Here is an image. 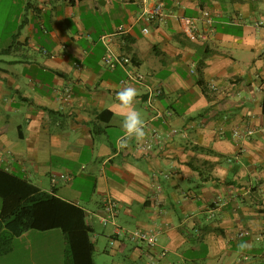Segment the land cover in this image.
I'll return each instance as SVG.
<instances>
[{"label": "crops", "instance_id": "1", "mask_svg": "<svg viewBox=\"0 0 264 264\" xmlns=\"http://www.w3.org/2000/svg\"><path fill=\"white\" fill-rule=\"evenodd\" d=\"M108 48L128 62L106 65ZM127 86L146 136L121 148ZM263 103L264 0H0V167L82 207L86 179L103 264H264ZM106 197L154 246L109 243Z\"/></svg>", "mask_w": 264, "mask_h": 264}, {"label": "trees", "instance_id": "2", "mask_svg": "<svg viewBox=\"0 0 264 264\" xmlns=\"http://www.w3.org/2000/svg\"><path fill=\"white\" fill-rule=\"evenodd\" d=\"M8 50L9 47L2 52ZM262 107L264 110V103ZM101 208L102 204L97 210ZM89 216L84 207L56 196L53 191L41 190L0 167V256L10 251L14 238L28 230L58 229L64 243L63 264H95ZM116 236L114 231L109 239L112 244Z\"/></svg>", "mask_w": 264, "mask_h": 264}, {"label": "rangeland", "instance_id": "3", "mask_svg": "<svg viewBox=\"0 0 264 264\" xmlns=\"http://www.w3.org/2000/svg\"><path fill=\"white\" fill-rule=\"evenodd\" d=\"M74 185L81 187V204H84L85 208H89L85 206L88 205L89 182L84 178L77 177ZM96 230L99 233L93 258L96 264H103L108 260L103 252V248L106 246V238L101 233L100 227L96 226ZM62 248L61 237L54 239L49 234H44V232L29 230L12 240L10 251L0 256V264H55L58 258L60 259Z\"/></svg>", "mask_w": 264, "mask_h": 264}, {"label": "built area", "instance_id": "4", "mask_svg": "<svg viewBox=\"0 0 264 264\" xmlns=\"http://www.w3.org/2000/svg\"><path fill=\"white\" fill-rule=\"evenodd\" d=\"M147 13L151 14L153 16L154 15H162L161 5L157 3L152 9L147 11ZM202 15L205 19L209 18V12L208 11H203ZM145 19L148 20L149 17H146ZM207 22H208V20H207ZM188 25H189L190 31L195 32L196 21L194 19L190 18L188 20ZM142 31L147 32V29L143 28ZM198 36H200L201 38L205 37V35H203V34L200 35V33H198ZM108 38H109L108 35L102 36V40H104V41L107 40ZM128 60L129 59L125 56L113 53L109 48L107 49L106 54L103 58V61L106 65H112L114 63H121V64L127 63ZM159 93H160V90L156 89L152 94L158 95ZM252 133H253V129H250V128H246L243 130H240L238 128L232 129V136L234 138H245V137H248L249 135H251ZM121 139L118 140L119 146H120ZM143 147L144 146L140 145V144L136 145L137 149H141ZM154 203H156L155 200H154ZM117 209H118L117 202L115 200L109 198V197H106L102 201V208L99 211H97L96 213H94V216L96 217L98 223H100L102 226H105L107 224L114 225L115 226L114 231L117 235H125L130 240L141 242L148 247H151L155 244V242H156L155 233L151 230L118 228L116 225V220H115L116 215H117ZM247 234H248L247 231H240L237 233L236 236L243 237ZM109 243L112 244V241H109Z\"/></svg>", "mask_w": 264, "mask_h": 264}, {"label": "clouds", "instance_id": "5", "mask_svg": "<svg viewBox=\"0 0 264 264\" xmlns=\"http://www.w3.org/2000/svg\"><path fill=\"white\" fill-rule=\"evenodd\" d=\"M137 95L136 88L127 86L121 89L116 96L120 108L117 115L121 118V127L124 132V137L120 141L121 148L128 147V142L132 138L142 141L146 136L145 121L134 107Z\"/></svg>", "mask_w": 264, "mask_h": 264}]
</instances>
